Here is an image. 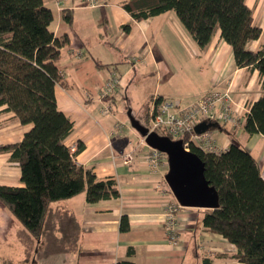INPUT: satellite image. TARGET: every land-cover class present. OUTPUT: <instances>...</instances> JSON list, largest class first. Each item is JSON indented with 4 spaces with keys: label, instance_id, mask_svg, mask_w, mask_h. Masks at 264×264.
I'll use <instances>...</instances> for the list:
<instances>
[{
    "label": "crops",
    "instance_id": "crops-1",
    "mask_svg": "<svg viewBox=\"0 0 264 264\" xmlns=\"http://www.w3.org/2000/svg\"><path fill=\"white\" fill-rule=\"evenodd\" d=\"M125 1L99 0L92 6L86 0H44L54 15L51 29L56 36L69 38L59 63L64 82L56 85L59 108L74 123L65 142L73 150L83 146L76 156L78 164L92 169L99 179L115 180L120 196L89 203L86 192H81L53 202L50 215L67 213L78 227L63 233L54 223V234L46 242L45 236L35 238L0 201V264H117L122 260L206 264V259L209 264H245L231 256L236 251L234 244L204 226L209 208L181 206L175 215L178 244L171 242L164 210L179 202L165 180L167 155L158 169L149 165L152 148L119 115L124 106L118 102L125 101V112L131 109L145 125V110L155 96L178 99L186 106L212 90L230 88L238 103L237 122L225 123L217 115L207 119L218 122L211 128L212 135L222 151L236 142L251 152L264 177V135L250 134L244 128L251 106L264 93L262 75L258 69L236 64L232 46L220 30L201 48L174 11L136 20L123 7ZM246 3L263 30L248 48L264 49V0ZM66 15L71 16L70 22ZM187 53L190 65L186 64ZM141 65L151 66L153 83L143 81ZM111 71L120 72V86L105 98L113 110L103 113L100 92ZM183 71L191 75L178 77ZM4 108L0 107V144L20 142L32 124L21 123L14 112ZM129 152L134 153V160L126 164L122 155ZM0 184L23 185L21 168L10 153H0ZM124 215L130 223L127 231L121 230ZM63 234L70 241L64 243L66 249H59Z\"/></svg>",
    "mask_w": 264,
    "mask_h": 264
},
{
    "label": "trees",
    "instance_id": "trees-1",
    "mask_svg": "<svg viewBox=\"0 0 264 264\" xmlns=\"http://www.w3.org/2000/svg\"><path fill=\"white\" fill-rule=\"evenodd\" d=\"M123 7L136 20L174 11L201 48L220 30L232 46L236 64L258 69L264 87V49L248 48L263 30L246 0H126ZM53 20L44 0H0V107L14 112L21 123L32 124L20 142L0 144V153H10L11 160L18 162L23 183L0 184V201L35 238L45 236L44 242L54 234V223L63 233L78 227L67 213L50 215L53 202L81 192H86L89 203L120 196L115 180L99 179L92 169L78 164L76 156L83 146L73 150L65 142L74 123L59 108L56 85L64 82L59 63L69 38L56 36ZM148 109L144 123L149 128ZM244 128L250 134L264 135V93L251 106ZM190 150L204 161L205 176L219 194L220 204L207 210L204 226L235 245L234 259L264 264V177L258 161L236 142L220 153L196 146ZM129 228L124 215L121 230ZM66 236L58 242L59 249H66L63 246L70 241ZM117 264L135 263L122 260Z\"/></svg>",
    "mask_w": 264,
    "mask_h": 264
},
{
    "label": "built area",
    "instance_id": "built-area-1",
    "mask_svg": "<svg viewBox=\"0 0 264 264\" xmlns=\"http://www.w3.org/2000/svg\"><path fill=\"white\" fill-rule=\"evenodd\" d=\"M92 6L98 4L99 0H86ZM120 86V76L116 71H111L105 81L103 90L100 92V99L103 101L102 112L111 113L113 107L105 101V98L111 97ZM238 103L235 102L230 88L224 90H212L196 102L183 106L178 99H167L155 96L149 107L150 131L162 132L172 139H182L184 146L190 150L196 146L204 151L220 153L221 147L218 146L216 139L210 130L202 133L195 131V126L211 117L217 115L218 120L225 123L236 124V114ZM145 141V139L143 138ZM164 153L153 149L148 155V162L152 168L158 169ZM123 162L130 164L134 160V153H125L122 155ZM179 203H170L166 205L164 216L168 229V236L172 243L178 244V230L175 221V215L179 211Z\"/></svg>",
    "mask_w": 264,
    "mask_h": 264
},
{
    "label": "water",
    "instance_id": "water-1",
    "mask_svg": "<svg viewBox=\"0 0 264 264\" xmlns=\"http://www.w3.org/2000/svg\"><path fill=\"white\" fill-rule=\"evenodd\" d=\"M131 125L141 134L146 143L167 155L169 169L165 180L179 204L184 207L215 209L219 206V194L205 176V164L194 151L187 150L182 139H172L158 131H150L128 111ZM218 122L204 120L195 126L197 133L210 130Z\"/></svg>",
    "mask_w": 264,
    "mask_h": 264
},
{
    "label": "rangeland",
    "instance_id": "rangeland-1",
    "mask_svg": "<svg viewBox=\"0 0 264 264\" xmlns=\"http://www.w3.org/2000/svg\"><path fill=\"white\" fill-rule=\"evenodd\" d=\"M186 58H187V62H186V64L187 65H190L191 64V61H190V54L189 53H187L186 54ZM126 67L127 66H125V65H122V69L124 70V69H126ZM150 69H151V66L149 65L148 67H147V69H146V67L144 66V65H141L140 67H139V70L141 71V72H143V74L142 73H140L139 72V74L140 75H145V80H143V81H146L147 82V80H148V82H151V83H153L154 82V80H152L153 78H152V75H154V74H152V72L150 71ZM118 73L120 74V72L118 71ZM181 74H179L178 75V77H180V78H184V76L185 77H187V75H191V72L190 71H187V72H182V76H180ZM180 80V79H179ZM161 81H163L164 83H165V79L163 78ZM180 82V81H179ZM118 104H123V106H124V109H123V111L122 110H120L119 109V115L121 116V117H123L124 118V120L127 122V124L129 125V126H131V122H130V117H129V113H128V111L127 112H125V101H123V100H121V101H119L118 102ZM148 111H149V109H148ZM143 120H146L147 121V119H142V121ZM213 130V129H212ZM214 130H215V128H214ZM210 131H211V129H210ZM211 133H212V131H211ZM67 243V242H66ZM34 248H35V242H34V244L32 245V250H33V252H34Z\"/></svg>",
    "mask_w": 264,
    "mask_h": 264
}]
</instances>
